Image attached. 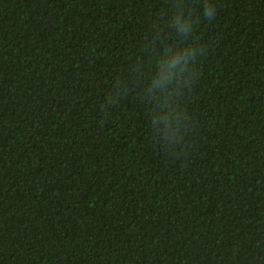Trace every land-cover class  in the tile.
<instances>
[{"label":"trees","instance_id":"1","mask_svg":"<svg viewBox=\"0 0 264 264\" xmlns=\"http://www.w3.org/2000/svg\"><path fill=\"white\" fill-rule=\"evenodd\" d=\"M0 264H264V0H0Z\"/></svg>","mask_w":264,"mask_h":264}]
</instances>
